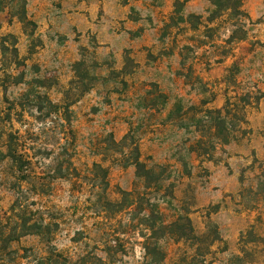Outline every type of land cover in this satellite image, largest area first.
Instances as JSON below:
<instances>
[{
  "label": "rangeland",
  "instance_id": "1",
  "mask_svg": "<svg viewBox=\"0 0 264 264\" xmlns=\"http://www.w3.org/2000/svg\"><path fill=\"white\" fill-rule=\"evenodd\" d=\"M214 9L209 0H0V264L106 259L114 237L117 264H154L143 207L102 208L122 191L146 195L167 224L189 212L202 242L167 235L157 264H264V0H245V17L208 22ZM246 100L242 122L235 106ZM129 132L161 189L125 165L114 140Z\"/></svg>",
  "mask_w": 264,
  "mask_h": 264
},
{
  "label": "trees",
  "instance_id": "2",
  "mask_svg": "<svg viewBox=\"0 0 264 264\" xmlns=\"http://www.w3.org/2000/svg\"><path fill=\"white\" fill-rule=\"evenodd\" d=\"M212 5L215 7V9L211 12L209 15L207 21L213 22L214 20L222 17L225 13H229L230 16L233 18L238 17H245L247 16V13H245L243 6L245 0H209ZM190 24L197 25V21L201 22L202 17L198 15H190ZM15 38V37H14ZM237 38L234 34L230 36V40ZM242 39L243 37H238ZM17 45V39H14V49L13 53L16 57H18V49L16 47ZM2 52L4 53L9 48L5 45H1ZM248 97L249 95L246 94ZM259 97H256V100H258ZM48 102L53 105L51 100L48 99ZM251 101L246 100L244 101V105L239 107L238 105H234L236 108H239V110L242 112V116L240 120L242 122L245 121V109L246 105H250ZM231 105L230 99L227 100L226 105L224 106L225 113L228 115L230 111L228 110L229 106ZM55 106V105H53ZM59 108H62L64 110V113L67 114L66 121L70 123V117L69 109L70 105L66 104L63 106H59ZM212 113H216L219 116V118L224 117L222 114V111H211ZM202 143V142H201ZM114 144L119 146L121 152H125V150L128 151V153H124L125 156V165H133L136 168V176L138 178L143 179L145 183V188L150 189L153 186L157 189H161L163 187V181L165 180L162 177V174H155V171L153 169H149L146 164L142 161V153L140 149V145L135 139V137L132 135V133L126 134L123 139L120 142H117L114 140ZM202 144L199 143V146ZM194 150V151H197ZM200 154H209V149H203L202 151H199ZM9 156H11L15 161L19 160L21 158V155L18 154V151H14L11 147L9 150ZM95 167H98L101 169V167L98 164H95ZM104 178L103 184H104V190L107 187V183ZM121 199L119 201H111L108 198H104L102 202V208L107 213H120L123 210L126 209H137L139 207H143V212H147L146 215L142 218L143 222L142 225L144 226V231H142V237L144 241L142 242V247L145 250V257L149 260H152V263L157 264V262H163L165 260V253L161 250L159 246V240L165 236H170L176 241L186 240V241H197L202 242L200 238L197 237L195 233V229L193 226L192 219L188 215V211L186 209H183L185 211V215L178 217L173 222L167 224L161 215H159V212H157L153 208V203L150 198H148L146 195H137L135 196V193L132 191H122L121 192ZM141 205V206H140ZM142 209V208H141ZM113 237V235H112ZM219 240V238L215 239ZM119 239L117 237H114L113 239H109L108 243L105 247V250L103 252L106 253L107 258L103 259L100 256L94 255V256H88L85 255L81 257L80 259L73 261L71 259H68L66 257H63L62 255L56 254V256L59 258L60 261L59 264H117L118 259V253L122 252L121 246L118 248L117 245L113 244V242H117ZM200 251V249H199ZM125 252V251H123ZM206 253V252H205ZM205 253L200 254L202 256L205 255Z\"/></svg>",
  "mask_w": 264,
  "mask_h": 264
}]
</instances>
